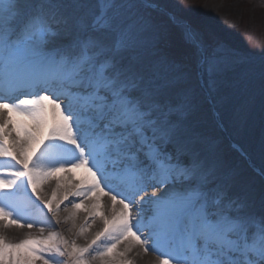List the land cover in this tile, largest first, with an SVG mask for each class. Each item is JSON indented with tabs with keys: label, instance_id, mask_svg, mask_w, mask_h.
<instances>
[{
	"label": "snow or ice",
	"instance_id": "6c2138e0",
	"mask_svg": "<svg viewBox=\"0 0 264 264\" xmlns=\"http://www.w3.org/2000/svg\"><path fill=\"white\" fill-rule=\"evenodd\" d=\"M189 8L185 0H0V157L19 165H0V219L35 226L20 221L27 187L55 225L69 196L63 223L76 228L83 208L89 218L78 235L97 217L104 225L83 247L58 231L19 243L0 235V264H135L129 254L147 255L150 241L159 264H264V196L257 211L198 115L243 58L190 22ZM259 82L264 105V68ZM81 167L92 180L55 207L41 197L38 185Z\"/></svg>",
	"mask_w": 264,
	"mask_h": 264
},
{
	"label": "rangeland",
	"instance_id": "374dc122",
	"mask_svg": "<svg viewBox=\"0 0 264 264\" xmlns=\"http://www.w3.org/2000/svg\"><path fill=\"white\" fill-rule=\"evenodd\" d=\"M185 3L190 6L186 13L190 22L223 41L243 58L237 69L239 75L227 77L214 95L219 98L218 109L225 114L231 138L254 152L264 131L259 82L260 71L264 68V0H185ZM176 54L178 58L181 56L178 42ZM218 113L208 98H202L198 113L202 128L215 140L220 161L233 174L237 189L251 198L258 211L264 196V177L229 143L220 128ZM23 239L25 237L16 236L7 241L16 243ZM119 248L124 249L123 243ZM57 261L66 264V258L58 257Z\"/></svg>",
	"mask_w": 264,
	"mask_h": 264
},
{
	"label": "bare ground",
	"instance_id": "6f19581e",
	"mask_svg": "<svg viewBox=\"0 0 264 264\" xmlns=\"http://www.w3.org/2000/svg\"><path fill=\"white\" fill-rule=\"evenodd\" d=\"M214 99L211 100V103L214 105V107L219 111L218 113V118L220 119L219 123H220V128L222 130V132L224 133L225 137H230L232 136L231 131L229 130V128L227 127V119L225 118V114L224 112L219 108L218 109V104H219V98L214 95ZM221 110V111H220ZM201 112V111H200ZM203 113V110H202ZM200 117V116H199ZM14 120L15 121H20V120H24L25 118L23 117H17L14 115ZM14 135V134H13ZM262 139L260 141V143L258 144L257 149L253 152L252 149H248L247 146H242L240 144L235 143V141L233 139H230L232 142H234V144L238 147L241 148L243 155L245 156V158L248 160V162L250 163V165L252 167L258 168L260 170V172L264 175V131L262 134ZM9 144H11V141H9ZM34 159V157H33ZM3 166L4 169L6 170H10V169H14L19 167V165H16L15 162H6V163H2L0 164ZM89 171L87 168L84 167V171L82 172V176L80 179L75 178L72 174H66L65 176L63 175H59L57 174L56 176H54L52 179L48 180L47 182L38 185V191L40 192L41 197L44 200H52L53 203V207H55V205L57 203H59L62 199L63 196L65 194L66 191H73L75 190V186L82 184V182L87 181V175H88ZM261 173H258L260 175H262ZM239 176V175H237ZM93 179V178H92ZM58 181L61 183V187H59V189L57 190V183ZM115 183V182H114ZM150 190L155 191L154 189L150 188ZM150 190L147 191V193L144 195V200L147 201L149 200L150 197H152V195L149 193ZM27 192V194L33 195V197L35 196V194H33L31 192L30 188H25V190ZM55 192V200L52 199L53 197V193ZM162 192H156V196H160L162 195ZM24 195V194H23ZM23 195L21 197H23ZM62 196L59 199L56 200V196ZM19 197L18 201L19 202H23V198ZM36 197V196H35ZM154 198V197H153ZM74 197L69 196L68 200H64L63 203L60 204V208L62 209L59 213V217L61 219V223L59 225H55V218H53L51 216V213L48 212V210L46 209V212L44 213V218H41L40 216H37L35 213H32L30 215H28V217L24 218V215L20 216V221L21 223H24L26 221H32L34 222L35 226L32 227L31 229L27 228V227H17L15 225H12L11 227H6L5 226V221L3 219H0V235H3L6 237L7 240H11V238L18 236L19 238H39L42 236H47L49 233L51 232H60L63 234V236L68 239L69 241L75 240L76 244L78 246H87V244L91 241L92 239V235L95 236V233L98 231H101L103 229V219L100 217L96 218V222L94 224L91 225V227L88 229V231L84 234V235H78V231H79V227L83 226L85 224V220L89 218V214L87 212H85L83 210V208L81 210H79L77 216H76V220H75V224H76V228H72V221H69L68 223H63V220L69 216L70 211H64V206L69 204V202L71 200H73ZM119 199V197H118ZM137 200L140 199L139 196L136 197ZM39 201H42L40 199H37ZM95 197H92L91 199H88L85 201V207H90L92 205V203L94 202ZM102 203L104 206L102 208V212L105 216H108L109 218H111V216L113 215L112 212V207H111V199L110 196H104ZM31 204H23L24 208L26 210H31L33 207H29L31 206ZM120 207H122L121 205L117 204L116 208L117 211L120 209ZM145 215L146 216H150L151 215V206L150 205H145ZM132 217H133V223H135V220L137 218V212H136V208L135 206L132 208ZM41 223L45 226V232L44 233H40L39 232V227L41 226ZM49 224L51 225H55L53 226H48ZM149 233L147 230L144 231L143 235L141 236V238L143 239L144 237L148 236ZM22 241V240H19ZM16 242V243H19ZM151 242V241H150ZM149 242V252L147 255H145L143 253V250L140 248H136L133 250L132 253L129 254L130 259L135 261V264H159V259L163 258L160 256V254H158L156 251L152 250V244ZM98 243L104 244L106 243L105 241H100ZM95 247V246H93ZM125 248V246H124ZM123 250L120 249L118 247L117 251ZM161 251H164L163 249H161ZM137 253H139V255H137ZM58 258V257H57ZM56 258V259H57ZM102 264L101 261L99 260H93L91 261V264ZM34 264H41L40 260H35Z\"/></svg>",
	"mask_w": 264,
	"mask_h": 264
}]
</instances>
